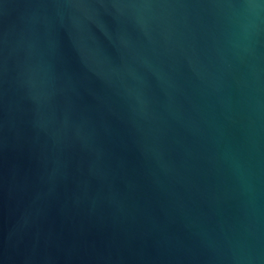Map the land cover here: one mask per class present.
<instances>
[{
	"label": "water",
	"instance_id": "95a60500",
	"mask_svg": "<svg viewBox=\"0 0 264 264\" xmlns=\"http://www.w3.org/2000/svg\"><path fill=\"white\" fill-rule=\"evenodd\" d=\"M0 264H264V0H0Z\"/></svg>",
	"mask_w": 264,
	"mask_h": 264
}]
</instances>
